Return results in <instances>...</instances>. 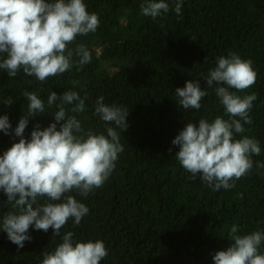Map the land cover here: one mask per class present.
<instances>
[{
  "label": "trees",
  "instance_id": "16d2710c",
  "mask_svg": "<svg viewBox=\"0 0 264 264\" xmlns=\"http://www.w3.org/2000/svg\"><path fill=\"white\" fill-rule=\"evenodd\" d=\"M143 2L85 0L100 24L95 33L78 36L68 47L84 44L92 56L86 65H79L74 55L69 71L44 82L23 70L9 77L0 69V116L9 117L12 129L27 114L25 91L45 103L46 112L29 117L26 139L37 124L43 129L54 121L57 109L47 105L52 91H77L85 110L75 115L97 134L107 135V127H115L95 113L97 98L129 109L128 128L116 129L123 151L114 171L87 197L76 195L89 208L80 224L70 219L59 236L51 228L44 232L30 227L32 239L23 248L0 229V264H42L67 231L74 233V241L102 240L108 256L100 264H214L213 254L232 243L227 237L232 224L241 235L264 232V169L256 167L264 162V0H183L179 15L174 0H165L169 12L155 19L141 13ZM232 52L251 59L257 72L255 84L238 93L255 92L257 99L252 124L236 137L256 139L261 153L253 156L252 171L234 181L233 188L213 190L182 167L172 140L188 122L230 119L215 86L209 88L205 78L219 57ZM188 80H199L207 91L199 110L177 103L175 89ZM19 139L0 131V155ZM6 201L0 190V227L12 210ZM260 251L264 253V242Z\"/></svg>",
  "mask_w": 264,
  "mask_h": 264
},
{
  "label": "clouds",
  "instance_id": "9594fccd",
  "mask_svg": "<svg viewBox=\"0 0 264 264\" xmlns=\"http://www.w3.org/2000/svg\"><path fill=\"white\" fill-rule=\"evenodd\" d=\"M174 2L179 15L183 0ZM140 9L144 16L155 19L168 13L170 5L165 0H144ZM99 24L98 14L88 11L85 0H0V69L9 77L23 70L25 75L44 82L69 71L74 55L79 57V65H86L92 59L88 48L82 43L74 49L68 45L78 36L95 33ZM252 65L251 59L234 52L219 57L205 80L209 88L215 86V94L230 119L216 116L212 121L202 118L198 123L188 122L172 140V145L178 146L175 155L182 167L194 178L200 175L213 190L233 188L234 181L252 171L253 156L261 153L256 139L236 137L248 131L246 124H252L250 112L257 94H238L257 80ZM175 93L181 108L196 110L207 95L199 80L186 81ZM24 96L29 101L28 111L14 129L7 115L0 116V131L20 138L0 155V190L12 209L3 216L0 229L18 248L31 241L30 227L44 232L51 228L53 235L59 236L70 219L75 226L80 224L89 208L76 195L87 197L108 179L123 151L116 129L124 132L129 126V109L107 105L99 97L95 113L115 127H107V135L86 130L75 115L85 110L79 93L69 90L58 95L52 91L47 105L57 109L54 121L43 129L37 124L31 138L26 139L23 134L29 117L46 111L35 92L25 91ZM256 167L264 169V162H257ZM238 227L231 225L227 237L232 243L213 254L214 264H264L260 251L264 232L241 235ZM107 256L102 240L74 241V233L67 231L62 243L45 254L42 264H100Z\"/></svg>",
  "mask_w": 264,
  "mask_h": 264
}]
</instances>
